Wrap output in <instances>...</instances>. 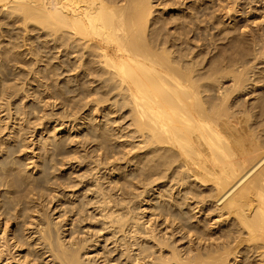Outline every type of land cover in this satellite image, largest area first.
I'll return each instance as SVG.
<instances>
[{"label":"bare ground","instance_id":"bare-ground-1","mask_svg":"<svg viewBox=\"0 0 264 264\" xmlns=\"http://www.w3.org/2000/svg\"><path fill=\"white\" fill-rule=\"evenodd\" d=\"M154 1L0 0V11L7 12V16L9 13V17H6L3 12L5 21L1 24L10 25L11 28L17 24V29L21 25L28 32L24 31L26 34L22 36L24 42L21 43L26 42L25 45H27V41L33 37L29 34L37 30L41 34L38 37L42 38L40 44L28 47V54L31 57L27 56L28 59L21 55L18 57L16 54L9 55L11 52L15 53L13 49L23 44L20 43L17 46L15 44L17 41L12 43L11 39L15 38L8 35L11 42L8 41L5 44L7 46L4 45L5 47L0 50L2 63L7 62L4 65L6 68L1 66L6 73L9 72H7V65L11 63V59L12 62L16 60L24 64L23 66L29 68L27 70H32L33 73L39 72L42 75L50 67L47 64L44 65L45 68H42L40 64L44 61L42 64L49 63L51 66L55 60L54 71L49 70L54 75L56 73L61 76L58 79L64 80L63 76L71 74L77 77V80L74 78L76 85L72 83L73 76H71V83H69L70 78L66 79L74 86L70 87L65 82L64 90L66 86L74 93L82 91L81 89H89L85 84L86 87L81 85L85 77L92 82L87 85L93 86L94 82H98L94 89L89 91L90 94L96 93V96L93 94L94 98L92 97L91 101L99 105L114 98V104H112L115 108L111 113L127 112H125L127 115L121 113V116L129 118V130L125 135L131 137L127 145L124 144L125 142L119 143L120 150L110 151L108 144L118 142L123 135L121 129H115L116 133L121 134L113 135L100 122L94 124L88 119L89 126L94 128L92 131H94L95 141L98 140L99 148H96L105 149V152L98 156L104 160V166L106 164L110 166L109 174L119 175L114 185L108 190L101 187L103 184L101 186L97 184L98 191L101 193L100 198L95 200L94 197L88 198L85 195L86 198L85 196L83 198L85 203L78 202L79 206L81 204V209L78 211L83 221L92 218H97L99 223L102 221L101 226L97 227L98 230L93 228L95 234L91 235L92 237L89 236V239L88 236L76 237L73 234L74 231L72 235L64 231L59 232L60 228L57 230L56 222L54 223L57 225L52 226L54 223L51 224L48 215H45L47 211L43 213V203L39 200L41 196L39 189L43 184L42 177L27 173L20 175L23 172L21 167L18 171L20 174H16L17 166H21L17 164H22L21 159L16 157L17 150L20 151L19 144L5 146V152L2 153L7 155L4 158L2 154L0 155L2 158L0 159V264H34V260L30 263V252L23 253V247L30 244H34L38 256L39 253L43 258L51 256L54 264H92L91 260L86 259L87 257L83 259V256H89L91 251L89 248L92 245L97 251L98 259H102L101 263L94 264H226L230 262L231 255H234L235 259L232 264H264V14L258 21L255 17V21H252L254 27L251 28L249 24L245 26L240 23L237 19L240 15L238 13L239 15L235 16L237 20L233 18L235 22L228 25L229 28L226 24L224 28L219 23L218 33L216 35L213 33V41L210 40L205 48L202 47L204 43L199 44L200 46L194 44L196 47H193L190 46V43L193 44V38L192 42L187 44L190 41L188 34L191 33L192 28H196L192 27V24L196 25V20L194 22L192 20L193 15L186 18H189L187 23L193 22L186 24L192 27L191 30L190 27L183 30L179 21V25H172L171 28L174 31L171 32V28L167 29V22L160 20L158 15L153 16L156 15L154 6H157V4L154 5ZM242 1L233 0L239 5L253 2L255 6L259 4L257 6L264 9V0ZM251 10L252 8L249 9ZM255 10L256 8L254 12ZM170 19L171 17L168 20ZM184 23L181 24L185 28ZM18 24H20L19 27ZM168 24L171 25L169 22ZM243 26L245 27L242 29ZM18 33H13L11 36L16 37ZM35 34L37 36V32ZM200 34L202 33L197 36L199 37ZM35 40L32 43H35ZM249 57H252L254 61L257 60V64H262L260 69L256 70L255 65L249 70L247 67ZM15 65L17 66L18 63ZM23 70L26 71V68ZM46 72L44 75L49 76L50 74L46 75ZM250 72L252 77H245ZM0 74V76L3 75L1 72ZM19 74L21 75L20 72ZM54 75L49 76L52 82ZM43 78L41 80L46 79L44 76ZM248 81L251 82V90L246 87ZM86 82L83 81V83ZM226 82L230 83L226 84ZM60 86L61 84L58 87ZM4 88L2 90L5 92L8 88L5 90ZM13 89L15 91V88ZM60 89H58L59 92L63 91ZM86 90L84 95L81 94L83 91L78 94L85 96L87 93L86 96H89ZM4 92L0 97L5 98L3 94L6 92ZM250 92L252 93L250 99L239 102ZM54 94L52 93L53 96ZM8 96L11 95L8 94ZM6 104L10 107L11 102ZM107 107L109 108V106L104 107V113L101 112V115H104L103 118L108 114L105 110ZM18 114H20L19 110ZM80 126L82 127V124ZM12 138L14 141L13 136ZM23 143L22 141V146H24ZM60 143L51 145L61 152L65 146ZM126 146L130 148L127 149ZM1 147L4 148V145ZM115 154H121V156H115ZM79 155L74 156L73 159ZM12 161L17 165L15 169L13 163L15 171L10 167ZM44 169H48L47 164ZM130 170H133L131 174L121 176ZM79 183L74 182L71 186L69 183L68 190L71 187L73 191L72 187L80 186ZM128 186H131V189H128ZM82 189L88 192L85 194L94 192L91 187L84 186ZM139 189L141 191L136 194L131 192ZM151 191H153L152 194H150ZM37 194L40 196L38 197ZM54 196L55 194L50 202L56 196L57 200L62 198L58 195ZM139 196H142L141 203L151 202L148 207L159 203V206L154 207L157 210L154 213L160 219L158 224L151 219L142 221V217L137 214L139 212L136 213V205L128 206L127 198H132L129 202H133V199ZM74 203L75 201L72 204ZM83 204H86L85 207ZM76 205H72V209L77 208ZM93 208L98 212L90 213L89 211ZM199 213L201 215L197 216ZM71 214L75 215L73 212ZM98 214L101 221L96 217ZM67 215L69 214L66 213L65 219L63 218L65 226L71 224V222L68 223ZM214 217H217L216 222L208 228L206 221ZM190 218L195 219L194 223L197 226L188 224ZM216 224L219 226L215 227ZM105 229H108L109 235H102ZM93 236L96 238L93 239ZM194 236L199 241L198 245H195ZM186 237L188 240L181 246L175 243L178 239L183 240ZM207 241L208 243L204 246ZM187 242L189 244L185 246ZM108 243L115 244L111 253L105 249ZM114 252L117 255H113ZM237 257L240 259L237 260ZM37 260L38 258L35 264Z\"/></svg>","mask_w":264,"mask_h":264},{"label":"rangeland","instance_id":"rangeland-1","mask_svg":"<svg viewBox=\"0 0 264 264\" xmlns=\"http://www.w3.org/2000/svg\"><path fill=\"white\" fill-rule=\"evenodd\" d=\"M161 1V2H160ZM170 1H172V2H170ZM169 1V3H168V0H159V1H157L156 2V0L154 1V5L155 4H157V6L155 5L154 6V14H156V15H153V16H157L158 15V17H159V19L160 20H164L165 22H167V29H169V28H171L172 27V25H175V24H178L179 23V21H180V26L182 27V29L183 30H186V28L188 27V25H186V24H191V23H193L194 22V20H196V25L194 24V26H193V24H192V27H196V28H192L191 26H189L190 27V30H191V28H192V31H191V33H189L188 34V37L190 38L188 41V43L187 44H189L190 42H192L193 44H191L190 43V46H193V47H196L197 46V44H198V46H200L202 43H204V45L202 46V47H204L205 48V45L207 46L208 45V42L211 40V41H213V39H212V37L214 38V34L216 35L217 33H218V26H222V27H224L225 25L224 24H226V26L229 28V26L230 25H232L234 22H235V20H239L240 21V23L242 24V25H244L245 24V26H246V24L248 25H250V27L251 28H253L254 27V24L252 23V21H255V17H257L256 19V21H258V20H260L261 19V15H263L264 13L262 12V11H264V9H261V8H259L257 5H259V4H256V6H255V4L253 3V2H251L250 4H242V5H239L237 2L236 3H234L233 2V0H170ZM246 0H243L242 2H245ZM156 2V3H155ZM174 2V3H173ZM240 2V1H239ZM246 2H248V0L246 1ZM160 3V5H158ZM163 3V4H162ZM165 3V4H164ZM167 3H168V6H166L167 5ZM170 4V5H169ZM162 5V6H161ZM164 5V6H163ZM230 5V6H229ZM172 6V7H171ZM233 6V7H232ZM243 6H245V7H243ZM249 6V7H248ZM253 6V7H252ZM165 7V8H164ZM238 7V8H237ZM156 8V9H155ZM214 8V9H213ZM230 8V9H229ZM250 8H252V10L251 11H249V9ZM256 8V10H255V12H254V9ZM215 10V11H214ZM232 10V11H231ZM157 11V12H156ZM158 11L160 12L159 14H158ZM161 11H162V13H161ZM164 11V12H163ZM236 11H238L237 13H236ZM242 11H244V13H242ZM247 11H249V12H246ZM258 11H259V13H258ZM4 11H0V39L2 38V39H4V41H2V39L0 40L1 41V43H0V50H2V47L4 48L5 46H7V45H5V44H7V42L8 41H10V39L11 38H9V36L10 37H12V38H15V39H17V40H15V39H11V41H12V43H13V41L15 42V41H17V43L15 42V44L17 45V46H19V44L21 43V42H24V41H22L23 40V37L22 36H24V34H26V33H28L27 31H25V27H21V25L20 24H18V27H19V25H20V28H18L17 29V24H16V26H12L13 28H11L10 27V25L8 26H6V25H2L1 23H2V21H5V17H4V13H5V16L6 17H9V13H8V16L6 15L7 14V12H4ZM212 12V13H211ZM234 14H233V13ZM228 13H229V15H228ZM240 15H239V14ZM250 13V14H249ZM258 13V14H257ZM3 16H2V15ZM213 14V15H212ZM252 14V15H251ZM177 15V16H176ZM193 15V16H192ZM196 15V16H195ZM211 15L213 16V17H211ZM236 15H239L238 17H237V19H235V16ZM256 15V16H255ZM258 15V16H257ZM162 16V17H161ZM185 18H184V17ZM189 16V18H190V16H192L194 19H192L193 20V22H189V23H187L188 22V20H189V18L188 19H186L187 17ZM196 17V19H195V17ZM198 16V17H197ZM226 16V17H225ZM229 16H230V18H229ZM167 17V18H166ZM171 17V19L170 20H168L169 18ZM177 19H176V18ZM259 17V18H258ZM163 18V19H162ZM235 20H234V19ZM3 19V20H2ZM168 21H167V20ZM175 19V20H174ZM183 19H186L185 21H183ZM198 19V20H197ZM246 20H247V22H246ZM175 21H177V23L175 22ZM185 22L184 24V26H186L185 28L183 27V24H181V23H183V22ZM187 21V22H186ZM198 21V22H197ZM220 21H222V22H220ZM168 22L171 24V25H169L168 24ZM175 22V23H174ZM243 22V23H242ZM198 23H199V25H198ZM216 23V24H215ZM219 23H220V25H219ZM178 24V25H179ZM218 24V25H217ZM252 24V25H251ZM229 25V26H228ZM23 26V25H22ZM199 26V27H198ZM245 26H243L242 27V29L245 27ZM263 26V25H262ZM6 27V28H5ZM11 28L12 29V31L14 30H17V31H13V33H18V35H20V36H16L15 37V35H13V36H11L13 33H12V31L10 32V30L11 29H9V31H7L8 30V28ZM16 27V28H15ZM188 27V28H189ZM215 27V28H214ZM2 28H4L5 29V31H4V29H2ZM15 28V29H14ZM25 28V29H24ZM208 28V29H207ZM220 28V27H219ZM224 28H226V27H224ZM249 28V27H248ZM247 28V29H248ZM21 32H23V33H21ZM23 30V31H22ZM172 28L170 29V31L172 32ZM194 30V31H193ZM3 31V32H2ZM10 32V34L8 33V34H6L7 32ZM26 33H25V32ZM174 31V30H173ZM205 31V32H204ZM37 32V36H36V33ZM203 32H204V34H203ZM4 33V34H3ZM199 33H202V34H200V38L197 36V35H199ZM213 34V36H212V34ZM5 35V36H3V35ZM22 34V35H21ZM40 34V32H39V30H37V31H34V32H31L29 35H33V37H32V39L30 40V41H27V45H25V43H21V44H23V46L25 47V48H23L22 49V47L20 48H18V47H16L15 49H13V51L15 52V53H13V52H11V53H9V55H12V54H16V56L18 57V55L20 56H22V57H26V58H28L29 59V57H30V55L28 54V47L29 46H31V45H33L32 47H34L36 44L38 45V44H40L41 43V41L40 40H42V38L39 36L38 37V35ZM196 34V35H195ZM9 35V36H8ZM41 35V34H40ZM190 35V36H189ZM195 36V37H193V36ZM3 37H5L6 38V41H5V38H3ZM38 37V38H37ZM201 37H203L202 39H201ZM19 38V39H18ZM39 38H41V39H39ZM192 38H193V40H192ZM7 39H9V40H7ZM21 39V40H20ZM35 39H37V41L35 40ZM18 40H20V42L18 41ZM33 40H35L36 42L35 43H32V41ZM192 40V41H191ZM10 41V42H11ZM11 43V44H12ZM28 43H29V45H28ZM206 43V44H205ZM35 44V45H34ZM179 44V43H178ZM196 46H195V45ZM200 44V45H199ZM5 45V46H4ZM13 45V44H12ZM37 47V46H36ZM199 48V47H198ZM257 48H258V46H257ZM17 49H19V50H17ZM21 49V50H20ZM25 50H27V51H25ZM17 51V52H16ZM23 51V52H22ZM2 52V51H1ZM25 52H27V54L25 53ZM25 53V54H24ZM24 55H26V56H24ZM44 55V54H43ZM27 56H29V57H27ZM31 58V57H30ZM44 58H46V57H44ZM249 59V63H248V68H249V70H251L252 69V67H254L255 65L257 66V69L256 70H258V69H260V67L262 66V64H257V60L256 61H254V59L252 58V57H249L248 58ZM15 61V62H14ZM57 61V60H56ZM9 62V61H8ZM10 62L11 63H8L9 65H7V72L8 73H6V71L4 70V68H6V66H4V65H6V63L7 62H3L2 63V59H1V55H0V67L3 65V67H1V68H3L2 69V71H0L3 75L2 76H0L1 78H0V83L1 82H3L4 80H5V78H7V80H5L2 84H4V86H0L1 87V89H0V95H2V93L4 92L2 89L4 88V90L6 89V88H8V89H10L11 90V92H10V90H6L5 92H6V94H3V95H5V98H3L4 96H1L0 98V131H1V128H2V131L0 132V144H1V146L2 145H4V148L3 147H1L0 146V155L2 154V158H4L6 155H4L3 153L5 152L4 151V149H6V147L7 146H9V145H14L15 143H18L19 144V148L18 149H20V151L19 150H17V153H16V157H19V159H21V162H22V164H17V165H21V166H17L16 165V163L15 162H11V166H10V163L8 164L10 167H11V169L12 170H14V167H15V169H16V166H17V168H18V170L17 171H15L16 172V174H20V172L18 173V171L20 170V167L22 168L21 169V174L20 175H22V174H24V173H27L28 175H30V174H32V176H38V177H42V182H43V184L41 185V187H40V189H39V191H40V197L38 196V194H37V196L39 197V200L41 201V203H43V213L44 212H46L45 213V215L47 214L48 215V220H50V222H51V224L52 223H54V222H56V223H54V224H52V226L53 225H57V230H58V228H60L59 229V232H63L64 231V233H66V234H70V235H72L71 233H73V231L75 232V233H73L76 237H80V238H83V236H85V237H87L88 236V239H89V236H91V235H94L95 234V230L94 229H96V230H98V226H101V217H100V215L98 214L96 217H98V219H99V221H101L100 223L99 222H97V218L96 219H89V220H84L83 221V217L81 216L80 217V213H79V209H81V204H80V206H79V203H81V202H84V196L86 195V196H88V198H90V197H94V199L96 200V199H98V198H100V192L98 191L99 189H98V187H97V184L99 185V186H101V184H103L101 187L103 188V189H105V190H108L109 188H111L113 185H114V181H116L118 178H119V175L118 174H109V173H111L110 171H111V168H110V166H107V164L104 166L103 165V161L104 160H102L101 159V157H99L98 155L99 154H103L105 151V149H101V150H99L98 148V143H97V141H95V139L96 138H94L95 136L93 135V133H94V131H92L94 128L93 127H90L89 125V120H91V121H93V123L94 124H97V123H101V124H103L104 126H105V128H107L109 131H110V133L111 134H117V135H119V134H121V133H116V130L115 129H121L120 131H122V137L121 138H119L118 139V142L117 143H109L108 144V149L110 150V151H116V150H120L121 149V146H120V144L119 143H122V142H125L124 144H128L129 143V141H131V137L130 136H127V135H125L126 133H127V131L129 130V118H128V116L127 117H123V116H121L122 114L121 113H125L126 111H117V112H115V113H111V111L115 108V107H113L114 105V98H112V100L111 101H109V102H103V103H99V105L98 104H94V102L93 101H91L92 99V97L94 98V95L96 96V93H91L90 94V92L94 89V87L98 84V82H94L93 84V86L91 85L92 84V82H91V80L90 79H86V77H85V79L84 78H82V80L85 82V81H87L86 83H83V81H82V83H81V85L82 86H88L89 87V89L88 88H85V89H81L82 91H83V93H81V94H83L84 95V90H86V89H88V90H86V91H90L89 93H88V95L89 96H86V94H85V96H81V94H78V93H80V92H82V91H79V92H77V91H75V93L73 92V90L72 89H69V87L68 86H74L73 84L76 82V80H77V77H74L72 74L71 75H66L65 77L63 76V78H64V80H62V78L61 79H58V78H60L61 76H58V75H56V73H55V75H54V73L52 72V71H50L51 69L54 71V69H53V64H54V62H55V60L52 62V64H51V66H52V68H51V66L49 65V63H46V64H40V66H42V68H45L44 67V65L46 66L47 64H48V67H50V68H48V69H46V71L48 72H46V75L48 74H50L49 76L51 77V75L53 76L54 75V77H53V82H52V78H50L49 76H45L44 74H45V72L43 73V75H42V73H39V72H36V73H33V71L32 70H27V69H29L28 67H25V66H23L24 64H20V62H17L16 60H13V62L15 63V64H17L18 63V65L16 66L13 62H12V59L10 60ZM22 63V62H21ZM57 63V62H56ZM11 64V65H10ZM13 65V66H12ZM263 65H264V63H263ZM21 67H24V68H21ZM35 69H37V67L36 66H33ZM1 68H0V70H1ZM26 68V71L25 70H23V69H25ZM13 69V70H12ZM22 69V70H21ZM39 69H40V67H39ZM50 69V70H49ZM241 69V68H240ZM11 70V71H10ZM49 70V71H48ZM30 72V73H28V72ZM38 71V70H37ZM44 71V70H43ZM19 72L21 73V75L19 74ZM23 72V73H22ZM10 73V74H9ZM15 73V74H14ZM25 73V74H24ZM38 73V74H37ZM52 73V74H51ZM5 74V75H4ZM16 74H17V76H18V78H16L17 76H16ZM24 76H23V75ZM30 74V75H29ZM40 74V76H38ZM1 75V74H0ZM8 75V77H6ZM13 75H15V77H13ZM10 76V77H9ZM20 76H22V77H20ZM43 76L44 77H46V79L45 80H43L44 78H43ZM57 76V77H56ZM70 76V77H69ZM71 76H73L72 77V85L71 84H69V83H71ZM4 77V78H3ZM19 77H20V80H19ZM33 77H34V79H33ZM39 77H41V78H43L42 80H41V78L40 79H38ZM68 77V78H67ZM245 77H252V72H250V73H248ZM8 78H9V80H8ZM13 78V79H12ZM25 78V79H24ZM50 78V79H49ZM57 78V79H56ZM70 78V79H69ZM74 78H76V80H74ZM88 78V77H87ZM18 79V80H17ZM49 79V80H48ZM69 79L70 81H69V83L67 82V80ZM11 80V81H10ZM26 80V81H25ZM33 80V81H32ZM37 80V81H36ZM46 80H48V81H46ZM54 80H56V81H54ZM66 80V81H65ZM7 81V82H6ZM22 81V82H21ZM36 81V82H35ZM64 81V82H63ZM90 81V82H89ZM225 81V80H224ZM16 82V83H15ZM24 82V83H23ZM54 82L56 83V84H54ZM62 82V83H61ZM65 82H67V83H65ZM5 83L7 84V85H5ZM12 85H11V84ZM19 83V84H18ZM40 83V84H39ZM46 85H44V84ZM53 83V84H52ZM67 85V84H69L68 86H66L65 87V90H64V85L65 84ZM87 83H91V84H88L87 85ZM230 82H226V84H229ZM2 84H0V85H2ZM17 84V85H16ZM51 84V85H50ZM59 84H61V86H62V88H61V86L60 87H58L59 86ZM85 84V85H84ZM96 84V85H95ZM246 84H247V88H249V90H251V82L250 81H248V82H246ZM9 85H11V86H9ZM41 85V86H40ZM75 85H76V83H75ZM92 86V87H90V86ZM13 86H16V87H13ZM21 86V87H20ZM25 86V87H24ZM44 86V87H43ZM53 86L55 87V88H53ZM249 86V87H248ZM3 87V88H2ZM11 87V88H10ZM34 87V88H33ZM49 87V88H48ZM50 87H51V89H50ZM13 88H15V91H14V89ZM53 88V89H52ZM62 89L63 91H60L61 92V94L59 95V91H58V89ZM69 90V91H67V89ZM26 89V90H25ZM40 89V90H39ZM60 89V90H61ZM1 90H2V92H1ZM18 90H20L19 92H18ZM54 90H56V91H54ZM73 92V93H71V91ZM248 90V89H247ZM17 91V92H16ZM36 91V92H35ZM54 94V93H56V94H54V96L56 95V97H54L53 95H52V93ZM4 92V93H5ZM38 92V93H37ZM59 92V93H58ZM67 92H69V93H67ZM35 93H37V94H35ZM57 93H58V95H59V97H57L58 95H57ZM8 94H10L11 96L9 97L8 96ZM35 94V95H34ZM39 94H40V96H39ZM66 94V95H65ZM94 94V95H93ZM6 95H7V97H6ZM61 95H63V96H61ZM234 95H236V93L234 94ZM33 96H34V98H33ZM252 96V93L250 92L249 94L247 93L242 99H243V101H242V99L239 101V102H244V100H248V99H250V97ZM37 97V98H36ZM62 97V98H61ZM43 98V99H42ZM60 98H61V100H60ZM70 98V99H69ZM74 98V99H73ZM4 99V100H3ZM7 99H8V101H7ZM55 99V100H54ZM70 101H69V100ZM73 101H72V100ZM90 99V100H89ZM10 100V101H9ZM65 100V101H64ZM88 100V102L89 101H91L90 103H88V102H86ZM3 101H4V103L6 104V103H10L11 102V105H10V107H8V104H4L3 103ZM7 101V102H6ZM48 102V103H47ZM50 102V103H49ZM61 102V103H60ZM246 102V101H245ZM250 102H251V100H250ZM4 105V106H2V104ZM23 103V104H22ZM80 103V104H79ZM87 103H88V105H87ZM113 103V104H112ZM21 105V106H20ZM29 105V106H28ZM31 105V106H30ZM110 105H112V106H110ZM6 106V107H5ZM78 106V107H77ZM105 106H109V108L107 107L105 110H106V113H108V114H106L105 115V118H103V116L101 115V112L102 113H104L105 111H104V107ZM22 107V108H21ZM29 107H31V108H29ZM8 110H7V109ZM11 108V110L9 111V109ZM21 108V109H20ZM29 108V109H28ZM84 108V109H83ZM28 109V110H27ZM76 109V110H75ZM78 109V110H77ZM81 109V110H80ZM18 110H19V113L21 114H18ZM23 111V114H22V111ZM26 110V111H25ZM30 110V111H29ZM35 110H37V112L34 111ZM95 110H96V112H95ZM17 111V112H16ZM21 111V112H20ZM39 111V112H38ZM43 111V112H42ZM25 112V113H24ZM17 113V114H16ZM33 113V114H32ZM39 113V114H38ZM76 113V114H75ZM127 113V112H126ZM125 113V114H126ZM32 114V115H31ZM124 114V115H125ZM17 115H19V116H17ZM42 115V116H41ZM127 115V114H126ZM125 115V116H126ZM12 116V117H11ZM28 116V117H27ZM36 116V117H35ZM41 118H40V117ZM51 116V117H50ZM69 116V117H68ZM102 116V117H101ZM15 117H17V118H15ZM30 117V118H29ZM39 117V118H38ZM47 117V118H46ZM61 117V118H60ZM76 119H75V118ZM122 117V118H121ZM125 118V119H124ZM128 118V119H127ZM19 119V120H18ZM26 119V120H25ZM28 119V120H27ZM40 119H43V120H41L40 121ZM89 119V120H88ZM104 119V120H103ZM117 119H119V120H117ZM12 120H14V121H12ZM16 120V121H15ZM85 121H87V122H85ZM89 121V122H88ZM31 122H32V126H31ZM39 122H40V124H39ZM119 122L121 123V124H119ZM34 123V124H33ZM27 124H29V125H27ZM80 124H82V127L80 126ZM41 125V126H40ZM43 125V126H42ZM73 126H74V129H73ZM78 126H80L79 128H78ZM6 127H8V128H6ZM55 127V128H54ZM77 127V128H76ZM119 127V128H118ZM121 127V128H120ZM124 127V129H122ZM126 127V128H125ZM24 128H26V129H24ZM76 128V129H75ZM23 129V130H22ZM114 129V130H113ZM17 130V131H16ZM25 130H26V132H25ZM29 130V131H28ZM76 130V131H75ZM91 131H92V133H91ZM88 132H90V133H88ZM2 133V134H1ZM14 133V134H13ZM88 133V135H86ZM17 135V136H14V135ZM18 134H19V136H18ZM92 134V135H91ZM24 137H23V136ZM91 135V136H90ZM12 136L14 137V139L15 140H17V142L14 140L13 141V138H12ZM88 136V137H87ZM93 136V137H92ZM5 137H7V138H5ZM11 137V138H10ZM18 137V138H17ZM22 137V138H21ZM92 137V138H91ZM3 138V139H2ZM17 138V139H16ZM94 138V139H93ZM12 139V140H11ZM30 140V141H29ZM49 140V141H48ZM6 141V142H5ZM13 141V142H12ZM22 141L24 142L23 144H24V146H22L21 144H22ZM51 141V142H50ZM7 142H9V143H7ZM26 142H27V144H26ZM50 142V143H49ZM60 143V144H64L63 146H65L64 148V150L62 149H60L61 150V152L59 151L58 152V150L57 149H55L53 146L55 145V143ZM6 143V144H5ZM53 143V144H52ZM8 144V145H7ZM53 146H52V145ZM83 145V146H82ZM6 146V147H5ZM26 146V147H25ZM28 146V147H27ZM78 146V147H77ZM81 146V147H80ZM112 146H114V147H112ZM60 147H62L61 145H60ZM96 147H98V148H96ZM24 148V149H23ZM34 148V149H33ZM63 148V147H62ZM77 150H76V149ZM80 148V149H79ZM125 148H127V149H129L130 147L129 146H126ZM125 148H123V149H125ZM85 149V150H84ZM93 149H95V150H93ZM108 150V151H109ZM4 151V152H3ZM47 151V152H46ZM67 151V152H66ZM86 151V152H85ZM93 151V152H92ZM97 151V152H96ZM142 151V150H141ZM3 152V153H2ZM50 152V153H49ZM78 152H80V153H78ZM22 153V154H21ZM61 153V154H60ZM83 153V154H82ZM76 154V155H75ZM80 154V155H79ZM18 155H20V156H18ZM79 155V157H77V158H75V159H73L74 158V156H78ZM86 155V156H85ZM89 155V156H88ZM91 155V156H90ZM94 155V156H93ZM84 158H83V157ZM115 156H121V154H115ZM14 157H15V155H14ZM80 157H82V159L80 158ZM86 157V158H85ZM1 157H0V159H2ZM13 158V157H12ZM80 158V159H79ZM94 158V159H93ZM96 158V159H95ZM100 158V159H99ZM113 159V158H112ZM36 160V161H35ZM40 160V161H39ZM54 160H55V162H54ZM69 160V161H68ZM71 160V161H70ZM78 160V161H77ZM80 160H81V162H80ZM92 160V161H91ZM98 160H101V161H98ZM36 162V163H35ZM41 162V163H40ZM47 162V163H46ZM65 162V163H64ZM83 162V163H82ZM92 162H94V163H96V164H100L101 165V163H102V165L100 166V165H95L94 163H92ZM15 164V166H14V164ZM25 163V164H24ZM81 163V164H80ZM37 164V165H40V166H35V165ZM48 165V169H44V167H45V165ZM68 164V165H67ZM14 166V167H13ZM42 166H44V167H42ZM9 167V168H10ZM39 167V168H38ZM82 167V168H81ZM95 167V168H94ZM105 167V168H104ZM47 168V167H46ZM95 170H94V169ZM110 168V169H109ZM41 169V170H40ZM44 169V171L42 172V170ZM92 169V170H91ZM99 169V170H98ZM93 171V172H92ZM133 170H130V171H127L126 173H124L123 175H121L122 177L123 176H127V175H129V174H131V172H132ZM87 172V173H86ZM109 172V173H108ZM47 173V174H46ZM93 173V174H92ZM19 175V176H20ZM118 175V176H117ZM120 176V177H121ZM65 179H64V178ZM80 177V178H79ZM83 177V178H82ZM59 180H58V179ZM76 178V179H75ZM81 178H82V183H81ZM47 179V180H46ZM70 179H71V182L74 184V182L77 184V183H79V185L80 186H75V187H72L73 188V191L71 190V187H70V190H68L69 189V187H68V185H69V183H70V185L69 186H71L72 185V183L71 182H69L70 181ZM74 180H76V181H74ZM80 180V181H79ZM97 180V181H96ZM100 180V181H99ZM65 181V182H64ZM79 181V182H78ZM99 181V182H98ZM60 182V183H59ZM62 182V183H61ZM69 182V183H68ZM87 182V183H86ZM66 184V185H64V184ZM68 183V184H67ZM82 185V186H81ZM87 185V186H86ZM87 187V188H89V187H91V189H93V191L94 192H90L91 194H85V193H88V192H84L85 190L84 189H82V187ZM106 187H107V189H106ZM66 188V189H65ZM128 189H131V186H128L127 187ZM43 189V190H42ZM75 189V190H74ZM155 189H157V187H155ZM63 190H64V192H63ZM39 191H38V193H39ZM41 191H43V192H41ZM47 193H46V192ZM141 191V189H139V190H133V191H131V192H133V193H138V192H140ZM68 192V194H66ZM72 192H73V195H72V197H70L71 196V194H72ZM96 192V193H95ZM44 193V194H43ZM133 193H132V195H133ZM153 193V191H151L150 192V194H152ZM53 194H55V196L56 195H58V197H60L61 198V200H57L56 199V197H55V199L53 200L52 199V202H50V200H51V198H53L52 196H53ZM119 194V193H118ZM134 194V195H135ZM45 195V196H44ZM64 195V196H63ZM98 195V196H97ZM44 196V197H43ZM51 196V197H50ZM74 196V197H73ZM86 196H85V198H86ZM120 196V195H119ZM44 198V199H42V198ZM95 197H97V198H95ZM142 198V196H139V197H135L134 199H133V202H129V199L130 198H127V202H128V206H135V208H136V213L137 212H139V213H137L138 215H140V217H142V221H146V220H152V222L154 221H156V224H158L159 222H160V219H158V215L156 214V213H154V212H156L157 210H155V208L157 207V206H159V203H155V205H153L152 207H148V206H150V204H151V202H142L141 203V201H140V199ZM132 199V198H131ZM130 199V200H131ZM154 199V198H153ZM75 201V205H76V207L77 208H73L72 209V205H74V204H72L73 202ZM77 201V202H76ZM85 201H87L86 199H85ZM153 202H155L154 200H152ZM79 202V203H78ZM138 202V203H137ZM152 202V203H153ZM85 203V202H84ZM135 203V204H134ZM146 203V204H145ZM142 204V205H141ZM154 204V203H153ZM84 205V204H83ZM83 205H82V207H83ZM86 205V204H85ZM85 205H84V207H85ZM80 207V208H79ZM83 207V208H84ZM155 207V208H154ZM148 208V209H147ZM151 208V209H150ZM152 208L155 210H152ZM72 209V210H71ZM75 209V210H74ZM12 210V211H11ZM10 211L11 212H13V209H11ZM98 212L96 209H92V210H90L89 212L91 213V212ZM71 212H73L75 215H73V214H71ZM140 212H142V214L140 213ZM66 213L67 214H69V215H67V217H69L68 219V223L69 222H71V224L69 223L68 225H66L65 226V220H63V218L64 217H66ZM46 215V216H47ZM62 215H64L63 217H62ZM176 215L178 216V212H176ZM201 215V213H199L197 216H200ZM80 218V220H79V218ZM81 218H82V220H81ZM204 218H206V215H204ZM65 219V218H64ZM79 220V221H76V220ZM207 219V218H206ZM216 219H217V217H214L212 220H210V221H206V223H207V227L208 228H211L212 227V224L213 223H215L216 222ZM92 220V221H91ZM94 220V221H93ZM194 218L193 219H191L190 218V220H189V222H188V224H191V225H193V226H197L196 225V223H194ZM81 221V222H80ZM78 222V223H77ZM91 222H92V224H91ZM94 222V223H93ZM96 223H98V224H96ZM75 224H76V227H74L75 226ZM79 226H78V225ZM55 225V226H56ZM81 225V226H80ZM60 226V227H59ZM219 225L218 224H216L215 225V227H218ZM98 227V228H97ZM83 228H84V230H83ZM94 228V229H93ZM56 230V229H55ZM68 233H67V232ZM78 231H80L79 233H77ZM82 231H83V233H82ZM193 231V230H192ZM108 229H105L104 231H102V235L104 234V235H109L108 234ZM92 237V236H91ZM69 238V237H68ZM94 238H96V236H93V239ZM102 239V238H101ZM121 239H119V241H120ZM188 240V238L186 237V238H184L183 240H177L175 243L177 244V245H182L183 244V242H185V241H187ZM193 240L195 241V245H198L199 244V241L195 238V236L193 237ZM88 242H91V241H88ZM87 242V243H88ZM92 243V242H91ZM119 243V242H118ZM206 243H208V241L207 242H205V244H204V246H206ZM88 244H90V243H88ZM104 244V243H103ZM188 242L185 244V246H188ZM203 244V243H202ZM201 244V245H202ZM34 244H30V245H28V246H26L25 245V247H23L24 249H23V253L24 254H26V253H28V251L30 252V254H31V261H30V263L31 262H36V259L38 258V260H37V264L39 263V264H46V263H48V264H54V261H51V259H52V257L51 256H47V257H41L40 256V253H39V256H40V258H39V256H38V253H37V251H35V249H34V246H33ZM108 246L105 248V249H107L108 250V252L109 253H111V250H113V248L115 247V244L114 243H108L107 244ZM103 247V246H102ZM104 247H105V245H104ZM122 248V247H121ZM91 251H90V253H89V256L88 255H86V256H83V259L84 258H86L87 260H91L90 262L92 263V264H94L95 262L97 263H101L102 262V259L100 258V259H98V255H97V251L95 250V247L92 245L90 248H89ZM103 249V248H102ZM27 251V252H26ZM22 253V254H23ZM33 255V256H32ZM47 255H49V253L47 254ZM113 255H117L116 254V252H114L113 253ZM36 256H38V257H35ZM30 258V257H29ZM43 258V259H42ZM90 258V259H89ZM42 259V260H41ZM85 259V260H86ZM240 259V257H237V260H239ZM34 260V261H33ZM41 260V261H40ZM45 261V262H44ZM235 261V259H234V255H231L230 256V262H227L226 264H232L233 262ZM35 262H34V264H35ZM33 264V263H32ZM102 264H104V263H102ZM201 264H203V263H201Z\"/></svg>","mask_w":264,"mask_h":264}]
</instances>
